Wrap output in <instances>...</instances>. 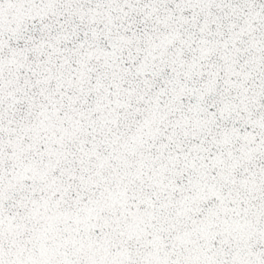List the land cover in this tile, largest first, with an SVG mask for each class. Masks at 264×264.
<instances>
[{
  "label": "snow or ice",
  "instance_id": "obj_1",
  "mask_svg": "<svg viewBox=\"0 0 264 264\" xmlns=\"http://www.w3.org/2000/svg\"><path fill=\"white\" fill-rule=\"evenodd\" d=\"M0 264H264V0H0Z\"/></svg>",
  "mask_w": 264,
  "mask_h": 264
}]
</instances>
